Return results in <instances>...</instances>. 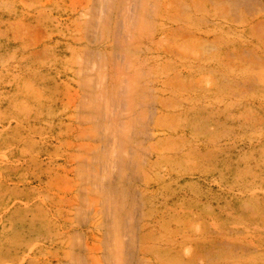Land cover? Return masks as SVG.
I'll return each instance as SVG.
<instances>
[{
  "label": "rangeland",
  "instance_id": "1",
  "mask_svg": "<svg viewBox=\"0 0 264 264\" xmlns=\"http://www.w3.org/2000/svg\"><path fill=\"white\" fill-rule=\"evenodd\" d=\"M0 264H264V0H0Z\"/></svg>",
  "mask_w": 264,
  "mask_h": 264
}]
</instances>
